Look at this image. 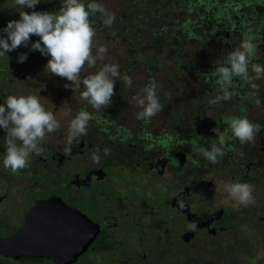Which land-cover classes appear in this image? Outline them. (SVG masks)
<instances>
[{
	"label": "flooded vegetation",
	"instance_id": "af4514ba",
	"mask_svg": "<svg viewBox=\"0 0 264 264\" xmlns=\"http://www.w3.org/2000/svg\"><path fill=\"white\" fill-rule=\"evenodd\" d=\"M181 9L185 18L168 26L183 35L177 38L183 52L171 58L173 71L160 77L162 58L139 55V48L133 55L141 73L132 87L138 89L142 74L145 85L155 80L163 105L148 120L136 118L141 109L127 100L122 79L116 80L111 105L96 111L81 99L82 87L65 89L70 82L45 71L48 60L29 51L31 44L0 57V104L9 95H37L60 124L41 143L43 154H32L18 173L3 166L6 133L0 129V264H264V75L254 79L251 70L252 64L264 66V0H187ZM21 10L14 0H0V30L19 20ZM34 10L59 9L39 10L38 4ZM93 20L98 47L105 42L98 35L108 29L99 14ZM245 39L256 45L249 65L253 80L234 79L229 90L236 95L210 105L220 94L211 72ZM38 40L31 37L32 43ZM146 43L157 53L170 49L166 38ZM22 53L27 60L18 63ZM80 110L92 114L87 135L65 156L68 127ZM233 116L261 125L254 143L229 140L216 164L186 143L210 148V138H217L212 129L224 131L225 118ZM93 153L100 156L98 164ZM235 182L253 185L254 203L243 206L230 197L226 185ZM33 248L40 254H29Z\"/></svg>",
	"mask_w": 264,
	"mask_h": 264
},
{
	"label": "clouds",
	"instance_id": "9594fccd",
	"mask_svg": "<svg viewBox=\"0 0 264 264\" xmlns=\"http://www.w3.org/2000/svg\"><path fill=\"white\" fill-rule=\"evenodd\" d=\"M42 0H14L18 6L19 20H12L0 30L6 35L0 36V57H5L20 46L29 51H39L41 55L50 57L45 71L54 76L66 79L70 83L64 85L65 89L73 92L83 88L80 92L81 99L87 102L94 110L101 111L108 108L115 95L116 80L122 79L126 86H132V78L127 74L121 75L119 64H103L95 73H89L81 78V73L87 65L89 68L96 66L97 61H103L107 53L105 46H98L93 52V43L96 36L94 17L99 14L103 17L105 26L110 27L116 17L109 13L102 4L96 0L85 3L84 0H61L58 11H35L34 9ZM33 9L31 13L24 9ZM39 37L35 43L31 37ZM256 55V45L250 39H245L240 46L231 51L224 63L215 67L211 72L215 84L220 92L211 104L221 100H230L235 92L230 91L234 79L239 78L244 82H250L249 65ZM28 53H22L18 57V63L27 60ZM7 57V56H6ZM254 79H260L264 75V66L251 65ZM250 94L257 95V86ZM142 94L133 97L136 105L141 109L136 114L138 120H148L163 110V105L157 96V84L155 80H149L141 90ZM257 106L260 100L256 99ZM92 114L86 110H80L70 121L68 127L67 146L63 149V155L70 156L72 144L79 137L87 135L88 124ZM227 128L221 131L219 127L213 128L216 139L210 138V148L196 147L195 141H187L211 164L219 162L218 158L225 155L224 148L231 139H236L241 145L254 143L256 135L261 130L260 124H254L247 117L233 116L225 118ZM59 121L51 111H47L37 95H9L3 104H0V129L6 133L4 137L6 153L3 160L5 169L12 173H18L28 166L32 154L42 155L44 149L41 143L48 134L57 131ZM229 133L231 135H229ZM231 150V149H229ZM98 151V150H97ZM111 150L104 149V154L109 155ZM91 159L94 163L100 162V156L93 153ZM226 191L238 204L247 206L254 203L253 185L249 183H229ZM255 264V261H253Z\"/></svg>",
	"mask_w": 264,
	"mask_h": 264
},
{
	"label": "rangeland",
	"instance_id": "374dc122",
	"mask_svg": "<svg viewBox=\"0 0 264 264\" xmlns=\"http://www.w3.org/2000/svg\"><path fill=\"white\" fill-rule=\"evenodd\" d=\"M124 1V0H123ZM122 1V3H123ZM151 4L155 5L156 0H149ZM183 3V0L181 4ZM109 4V3H108ZM105 6V3L102 4ZM111 8L106 9L109 13H114L115 17L117 18V21L114 23L115 25L113 26L114 30L110 31L107 30V34H99L98 39L101 41H105L104 43H101L100 46H105L107 48V53L105 55V62L104 64H119V71L122 70V67L128 76L133 79L136 75H139L141 72H135L136 65L133 66L134 61L133 59L135 58V52H131L130 49L133 45L138 44L139 49H138V54L142 55H149L150 58H153L156 62L161 61V58L163 59V62H161V72H160V77H165L168 72L173 71V67L171 66V58L174 57V53H176V50L178 49L177 45H179V42L177 41V34L181 36L180 31L175 30L173 32L172 36H167L165 37L167 39V43L170 44L168 48L170 49H164L160 51V53H157V50L153 49V47L149 48L146 46V40L153 37V34L150 33L148 35V31L150 30L151 32L155 29H160L162 27H166L169 29L170 25L171 27L178 26V22L181 23L183 18H185V13L182 11V9H169L166 8L167 6H163V9H150L146 10L144 17H141L137 20H135V17L131 18V20H134L130 25L128 24V20L126 21V9H123L120 7L118 4V1L112 0L110 1ZM108 7V5L106 6ZM104 7V8H106ZM159 16V17H157ZM187 17L191 20L193 17V14H188ZM162 18V19H161ZM120 19V21H119ZM122 20V21H121ZM173 25V26H172ZM169 26V27H168ZM129 31V32H128ZM158 31H156V34ZM168 34H171L172 32L170 30H167ZM182 37V36H181ZM127 41V42H126ZM184 42L182 41V44ZM184 44H187L185 42ZM136 46V45H135ZM97 47H93V52L95 54V50ZM188 53L192 54L194 53V50L192 47L188 46ZM134 55V56H133ZM47 60L50 59V57L45 56ZM136 59V58H135ZM196 60V59H195ZM195 62V61H194ZM103 64L97 65L96 67L93 68H88L86 69V74L88 75L89 73H95L98 71ZM142 69V65H141ZM83 75V77H84ZM144 77L143 74L141 77H138V89L136 87H128V101L131 100L134 102L133 97L142 94L141 90L144 87ZM116 84V82H115ZM48 85L50 88H53L55 86V83L53 81H49ZM75 92H78L76 90ZM117 94V92H115ZM115 94V95H116ZM114 95V96H115Z\"/></svg>",
	"mask_w": 264,
	"mask_h": 264
},
{
	"label": "trees",
	"instance_id": "16d2710c",
	"mask_svg": "<svg viewBox=\"0 0 264 264\" xmlns=\"http://www.w3.org/2000/svg\"><path fill=\"white\" fill-rule=\"evenodd\" d=\"M110 0H108L109 2ZM118 1V4L120 5L121 8L126 9V21L128 20V24L130 25L131 23H129L130 21L133 22L134 20H131V18L135 17V20L144 17V14L146 12V10H149L151 12L150 9H147L151 6V2H149V0H116ZM123 1V3H122ZM45 2V3H44ZM85 3L90 2V0H84ZM182 0H156L155 6L157 9H163V6H167L170 9H174V8H178L181 9L182 7H185V5L187 4V0H183V3L181 4ZM60 3H56L55 5L51 4L50 1L48 0H43L40 4H39V10L40 9H59L60 6H58ZM110 4V2H109ZM108 4V8L111 6ZM109 8V9H110ZM159 17V16H157ZM120 20V19H119ZM117 21V18L115 19L114 23ZM122 21V20H121ZM114 23L108 27L106 26V28L110 31L114 30L115 28L113 27ZM114 28V29H113ZM183 28H187L185 27V25L183 26ZM167 29L166 27H162L160 29H155L153 30L151 33L153 34V37L155 38H165V36H172L173 33L168 34L167 33ZM156 31H158V33L156 34ZM189 31V29H188ZM129 32V31H128ZM98 33V32H97ZM150 34V30L148 31V35ZM181 36L183 37V35L181 34ZM179 34H177V38L179 39V37H181ZM186 38V37H185ZM160 40V39H159ZM127 42V41H126ZM136 45V46H135ZM131 47L130 51L131 52H135L136 49L139 47L138 44H135ZM146 46L148 47L149 44L146 43ZM163 47V46H162ZM178 49L177 52L178 53H182V49L179 45H177ZM177 53V54H178ZM40 54V52H39ZM174 61L176 62H180V57H175ZM181 63V62H180Z\"/></svg>",
	"mask_w": 264,
	"mask_h": 264
},
{
	"label": "water",
	"instance_id": "95a60500",
	"mask_svg": "<svg viewBox=\"0 0 264 264\" xmlns=\"http://www.w3.org/2000/svg\"><path fill=\"white\" fill-rule=\"evenodd\" d=\"M16 240H19V237L16 238ZM39 252H41V251L39 250ZM39 252H38V250L33 248V251H30L29 254H31V255H39L40 254ZM24 254H26V253H24Z\"/></svg>",
	"mask_w": 264,
	"mask_h": 264
}]
</instances>
